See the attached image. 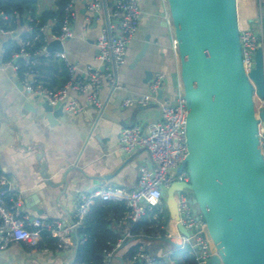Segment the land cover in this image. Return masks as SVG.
Returning <instances> with one entry per match:
<instances>
[{"label": "crops", "instance_id": "obj_1", "mask_svg": "<svg viewBox=\"0 0 264 264\" xmlns=\"http://www.w3.org/2000/svg\"><path fill=\"white\" fill-rule=\"evenodd\" d=\"M92 1L78 0L72 7L74 35L64 42L65 57L54 56L41 63L45 82L52 87L64 84L66 61L76 65L81 78H85L90 67L103 69L96 40L108 21H114L113 5L111 0H104L95 16L89 9ZM139 3L142 18L138 34L127 51L126 63L115 75L120 87L106 85L102 89L101 109L88 103L85 94L72 91L71 96L78 100L83 110L71 113L64 108V115L54 123L49 122L42 108L45 100L28 96L12 69L3 68L4 41L0 42V167L10 179L7 196L20 204L21 213L27 220L39 217L69 222L79 194L97 187L135 188L141 168L153 165V159L145 149L126 153L119 137L127 126L139 124L146 130L148 124L161 118V107L155 101L146 106L130 107L123 106L122 102L131 94L146 92L157 72L169 77V85L173 87L171 73L176 71L179 61L171 49L172 35L164 17L169 8L168 0H139ZM237 7L240 30H254L264 44V0H237ZM57 8V0H39L37 13ZM53 25L54 22L46 26L48 43L52 41ZM7 38L13 40L19 36L13 32L5 35ZM147 44L144 56L133 64ZM110 200L125 205L122 200ZM170 219L169 215L168 224ZM139 221L119 227L115 214L110 215L109 228L124 238V247L112 264H142L135 258L137 253L124 258L135 245L157 259L175 264L171 256L179 248L176 244L180 239L148 235L142 231L144 228L132 234L133 224ZM87 235L83 238V235L74 234V247L69 250L59 249L56 239L50 235L43 236L37 245L11 243L0 249V264H78V247L86 241ZM191 248L197 262V251Z\"/></svg>", "mask_w": 264, "mask_h": 264}, {"label": "water", "instance_id": "obj_2", "mask_svg": "<svg viewBox=\"0 0 264 264\" xmlns=\"http://www.w3.org/2000/svg\"><path fill=\"white\" fill-rule=\"evenodd\" d=\"M168 5L180 60L171 82L176 87L180 77L183 84L189 148L179 167L188 171V181L176 180L164 192L169 215L179 220L176 196L189 190L216 249L208 264H264V44L246 71L237 0H168ZM48 51L64 52V43L52 40ZM42 108L50 123L64 115V104L55 108L44 101ZM178 229L188 235L183 225Z\"/></svg>", "mask_w": 264, "mask_h": 264}, {"label": "built area", "instance_id": "obj_3", "mask_svg": "<svg viewBox=\"0 0 264 264\" xmlns=\"http://www.w3.org/2000/svg\"><path fill=\"white\" fill-rule=\"evenodd\" d=\"M78 0H70L66 7V14L59 34H52L51 40L65 42L73 37L74 32L71 24L72 7ZM167 2V0H164ZM104 0H93L90 4V11H99ZM114 21L108 23L99 33L96 46L98 49V59L103 65L90 67L85 78L77 74V67L74 63L66 61L69 72L67 83L59 89H51L35 80L33 69L24 73L21 83L28 96L41 97L48 101L50 105L58 107L64 104V108L71 113H78L83 110V106L78 100L71 96V92L85 94L88 103L102 108L100 94L106 85L120 87L115 78L117 69L127 61V51L138 34L142 18V10L139 0H111ZM167 25L172 35L171 49L179 61L178 44L175 37L174 25L169 8L164 14ZM42 27L41 31H45ZM0 34L12 35L13 31L0 29ZM22 44L19 52L13 53V58L7 61L2 59L3 68H11L14 75L18 77L20 65L17 59H21L26 66L34 64V56L26 50L25 45L29 41L19 40ZM240 41L242 59L246 71H249L252 63V55L262 44L260 35L254 30L247 28L240 30ZM39 54L57 57H65L64 52L48 51V42L37 52ZM178 71V67L176 69ZM179 72V71H178ZM165 75L157 72L148 84V90L144 93L131 94L123 99V106L134 105L146 106L155 101L161 107V118L158 121L148 124L146 130L141 125H131L123 128L120 133V145L126 153H133L140 149L149 152L153 159V165L142 167L138 185L135 188L127 189L123 187H97L91 191L83 192L77 197V206L69 222L60 219L33 218L27 220L21 213L20 204L13 201L11 205L5 202L7 190H0V249L7 247L11 243L25 242L37 245L43 238V233L47 232L56 239L59 249L69 250L74 247L73 237L78 230L83 227L86 216L96 202V200H110L116 198L124 201L127 208L126 214L118 220V224L128 225L139 221L144 215L150 214L156 221V225L163 220L165 212V195L173 182L176 180L188 181L189 174L186 171L179 172L180 165L185 161L189 153L187 143V122L188 109L184 97L183 84L178 77L176 94L171 98L165 93ZM161 92V96H158ZM264 106V100L261 106ZM260 108V107H259ZM259 111V109L257 110ZM260 141L264 154V124L260 127ZM10 184V179L5 175L0 167V189ZM179 220L170 222L167 226H162L164 232L159 229L154 236H162L167 239L179 238V248L190 245L195 248L196 260L198 264H208L209 259L216 254V249L209 234L206 221L192 201L193 196H189L185 190L176 196ZM178 224L183 225L188 230V235L182 234L178 229ZM86 236L83 235V238ZM124 247V238H118L116 242H109L104 249V264H112ZM136 259L142 264H155L157 258L145 250L140 249L136 254Z\"/></svg>", "mask_w": 264, "mask_h": 264}, {"label": "trees", "instance_id": "obj_4", "mask_svg": "<svg viewBox=\"0 0 264 264\" xmlns=\"http://www.w3.org/2000/svg\"><path fill=\"white\" fill-rule=\"evenodd\" d=\"M38 2L39 0H0V15L2 16L0 18V29L16 32L19 36L17 39L13 38L12 40L7 38L4 40L2 59L4 61L10 60L13 58V53L21 50L22 44L19 39L29 41V44L25 45V48L33 54L34 64L26 66L21 59H17V63L20 65L18 78L22 80L24 73L33 69L37 72L35 75L37 82H41L44 86L51 89H59L69 79L67 65L63 62L67 75L64 84L58 88L52 87L45 82L41 63L54 58V55L45 56L37 52L48 42V35L46 31H41V28L50 26L54 22L52 32L56 35L59 34L65 18L66 7L70 0H57L58 8L56 10H45L41 13H37ZM185 171L188 173L187 170ZM7 195L6 193L5 202L7 205H11L13 200L11 201ZM126 212L127 210L123 203L119 204L112 200H96L86 216L83 227L78 230L79 235H89H87L86 241L78 247L76 257L78 264H104V249L108 247L109 242H116L120 237L118 233L109 228L108 220L110 215L114 213L117 220H119ZM162 216H164L162 222L156 225V221L151 218L150 214L144 215L138 223L133 224L131 228L132 234L140 232L141 228H144L142 231L148 235H154L158 229L163 233L164 229L162 226H167L169 221V213L166 208ZM48 235L47 232L43 233L44 237H49ZM138 251L139 245H135L124 255V258H131ZM171 259L175 264H197L192 255L190 245L178 248L172 254ZM156 264H168V261L157 259Z\"/></svg>", "mask_w": 264, "mask_h": 264}, {"label": "rangeland", "instance_id": "obj_5", "mask_svg": "<svg viewBox=\"0 0 264 264\" xmlns=\"http://www.w3.org/2000/svg\"><path fill=\"white\" fill-rule=\"evenodd\" d=\"M178 71H180V60H179V64H178ZM169 80H170L169 77H167L165 79V93L168 94L171 98H174V96L176 94V89H175V87H172L169 85ZM166 85H168V86H166ZM185 192H187V194L189 196H192V193L189 190L186 189ZM164 204H165V208L167 209L166 203H164ZM167 212H168V209H167ZM151 252L154 253L153 250Z\"/></svg>", "mask_w": 264, "mask_h": 264}]
</instances>
